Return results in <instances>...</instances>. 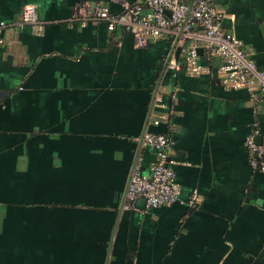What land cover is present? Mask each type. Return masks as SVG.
I'll list each match as a JSON object with an SVG mask.
<instances>
[{"label":"crops","instance_id":"obj_1","mask_svg":"<svg viewBox=\"0 0 264 264\" xmlns=\"http://www.w3.org/2000/svg\"><path fill=\"white\" fill-rule=\"evenodd\" d=\"M136 1L0 0V264H264V173L245 146L264 138V101L225 88L204 56L189 75L169 39L138 47L74 14ZM28 4L40 35L20 23ZM216 5L264 70V0ZM167 128L197 207L125 208L136 158L142 173L155 160L142 134Z\"/></svg>","mask_w":264,"mask_h":264},{"label":"built area","instance_id":"obj_2","mask_svg":"<svg viewBox=\"0 0 264 264\" xmlns=\"http://www.w3.org/2000/svg\"><path fill=\"white\" fill-rule=\"evenodd\" d=\"M217 0H140L135 3L124 2L118 13H112L106 6H97L92 10L77 8L76 20L81 25L88 22H105L109 31L120 28L132 35L135 44L143 47L151 41L169 39L184 62L183 67L189 75L203 72L205 61L216 66L222 85L227 89L245 88L250 95L264 101V70L257 67L251 58V52L223 25L224 13L216 5ZM21 24H27L40 35L43 22L36 15L33 5L22 9ZM5 23L0 22V34ZM2 39L0 38V43ZM172 54L166 65L178 67V60ZM156 101L161 102L157 96ZM169 111H172L170 106ZM169 123L168 116L163 115ZM168 120V121H167ZM143 146L150 147L155 160L148 173H142L140 159L137 157L129 176L125 193L124 207L146 212L159 206H168L175 202L185 203L196 208L200 195L192 190L184 201L181 190L175 181V170L171 159L173 140L170 132L146 131L141 136ZM248 164L254 171L264 173V138L256 142L253 135L246 137ZM144 200V209L136 202Z\"/></svg>","mask_w":264,"mask_h":264},{"label":"water","instance_id":"obj_3","mask_svg":"<svg viewBox=\"0 0 264 264\" xmlns=\"http://www.w3.org/2000/svg\"><path fill=\"white\" fill-rule=\"evenodd\" d=\"M126 193V192H125ZM142 201L144 202V200L142 199ZM123 203H124V201H123Z\"/></svg>","mask_w":264,"mask_h":264}]
</instances>
